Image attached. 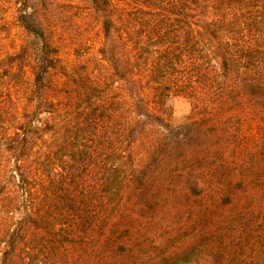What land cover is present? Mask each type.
<instances>
[{"label": "trees", "instance_id": "1", "mask_svg": "<svg viewBox=\"0 0 264 264\" xmlns=\"http://www.w3.org/2000/svg\"><path fill=\"white\" fill-rule=\"evenodd\" d=\"M0 264H264V0L0 3Z\"/></svg>", "mask_w": 264, "mask_h": 264}, {"label": "rangeland", "instance_id": "2", "mask_svg": "<svg viewBox=\"0 0 264 264\" xmlns=\"http://www.w3.org/2000/svg\"><path fill=\"white\" fill-rule=\"evenodd\" d=\"M8 0H0V3H6ZM57 6L63 9L67 0H56ZM69 14H66L68 16ZM81 23V20H80ZM70 57V56H69ZM168 107L170 109V119L173 123H184L187 122L191 115L190 104L187 99L179 96H174L168 99ZM256 128L252 127L250 133L254 134Z\"/></svg>", "mask_w": 264, "mask_h": 264}]
</instances>
